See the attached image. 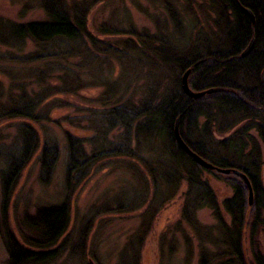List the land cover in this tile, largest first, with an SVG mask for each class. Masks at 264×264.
<instances>
[{"label": "rangeland", "instance_id": "obj_1", "mask_svg": "<svg viewBox=\"0 0 264 264\" xmlns=\"http://www.w3.org/2000/svg\"><path fill=\"white\" fill-rule=\"evenodd\" d=\"M76 1L66 0V4L71 6ZM92 2L86 15V32L95 43L85 40L81 54L73 53L66 61H37L31 57L36 50L31 43L21 52L0 45V113L28 112L21 96L25 94L26 101H31L46 94L33 115H38V120L18 115L0 118V232L9 230L24 245L23 236L35 235L31 228L35 213L65 203L69 223L52 248L58 255L51 264H199L201 253L215 254L217 246L213 242L220 233L208 209L195 212L190 224L183 221L185 183L171 199L155 201V186L147 169L137 160L112 151L97 154L99 157L85 172L70 171L68 175L66 140H79L86 155L91 156L99 144L95 137L103 112L121 105V93L126 98L137 92L138 97V88L150 83L155 74H170L153 69L148 58L139 56L140 40L172 34L171 45L180 49L192 26L193 39L206 30V13L197 0ZM171 16L180 29H173ZM0 19L25 24L45 21L46 17L36 0H0ZM178 39L180 42L175 41ZM95 45L103 49L97 50ZM37 70L48 74H38ZM65 73L81 88L61 91ZM24 127L36 133V144L5 195L8 168L24 161L31 140ZM120 135L121 130L116 129L108 140L125 152ZM45 147L55 149L51 169L47 159L40 165ZM262 159L264 162L263 152ZM204 178L219 204L231 197V183L241 182L232 175L214 172ZM244 197L249 214L252 206L247 204L246 190ZM223 217L229 224L227 215L223 213ZM257 241L264 253V234ZM243 247L245 262L251 264L248 235ZM7 258L0 235V264H6Z\"/></svg>", "mask_w": 264, "mask_h": 264}, {"label": "trees", "instance_id": "obj_2", "mask_svg": "<svg viewBox=\"0 0 264 264\" xmlns=\"http://www.w3.org/2000/svg\"><path fill=\"white\" fill-rule=\"evenodd\" d=\"M197 1L206 13V30L193 39L192 26L191 34L186 35L187 41L180 49L171 45L172 34L140 40L139 56L148 58L153 69H164L170 74H155L150 83L138 88V97L137 92L126 98L125 93H121V105L103 112L95 137L99 144L91 156L86 155L79 140L67 137V173L85 172L99 157L97 154L104 152L133 158L152 177L155 201L171 199L181 183H185L183 221L192 223L198 210L211 211L220 233L213 242L217 249L212 255L201 253L199 264H246L243 247L246 235L251 245V264H264V253L257 241L264 234V0ZM36 2L44 12L45 21L14 24L0 19V45L21 52L31 43L36 48L31 57L37 61H66L73 53L81 54L85 40L95 43L86 32V15L92 0H77L71 6L66 0ZM242 9L252 13L253 24ZM171 19L173 29H180L177 20L173 16ZM252 40V50L240 58ZM175 41L180 42L179 39ZM95 46L97 50L103 49V46ZM188 69L191 70L189 87L192 91L213 89L214 92L195 101L187 97L181 90L180 73ZM65 74L61 91L74 86L73 91L81 88L76 85V79ZM44 96L46 94L26 101L23 94L20 100L26 103L28 112H4L0 113V118L18 115L38 120L39 116L33 115ZM176 122L182 140L192 152L214 167L237 170L247 177L253 197L249 214L244 190L238 183H231V197L219 204L204 178L212 172L198 168L174 142ZM24 128L29 131L31 140L24 161L8 168L5 195L36 144V133ZM116 129L121 130L119 138L125 152L108 140L109 134ZM217 136L223 138L217 139ZM46 159L51 169L55 149H42L40 165H44ZM223 213L229 218V224ZM32 222L35 235L23 236L24 245L9 230L0 232L8 256L6 264H51L56 259L57 250L52 248L67 229V205L41 209L32 217Z\"/></svg>", "mask_w": 264, "mask_h": 264}, {"label": "water", "instance_id": "obj_3", "mask_svg": "<svg viewBox=\"0 0 264 264\" xmlns=\"http://www.w3.org/2000/svg\"><path fill=\"white\" fill-rule=\"evenodd\" d=\"M242 11L248 16L250 22L253 24L254 23V17L252 13L249 10L242 9ZM253 40L248 44L246 49L240 54V58L246 57L250 51L252 50L253 47ZM191 70L188 69L183 72V74L180 77V86L182 92L189 97L191 100H199L203 98L205 95H209L214 92L213 89H208L202 92H194L190 89L189 87V76H190ZM173 137H174V142L176 145L188 156L192 159V161L195 163V165L199 168H203L209 172H214L216 174L224 175V176H229L232 175L235 178H238L241 180L240 184L244 190L247 191L248 194V205L252 206L253 205V197H252V190L250 183L247 179L246 176H244L241 172L237 170H232V169H220L217 167L212 166L209 164L206 160H204L202 157L198 156L194 152H192L189 147L185 144V142L182 140L180 134H179V129L177 122L174 127L173 131Z\"/></svg>", "mask_w": 264, "mask_h": 264}]
</instances>
